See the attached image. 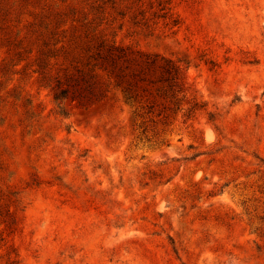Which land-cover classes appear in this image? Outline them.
<instances>
[{
  "label": "rangeland",
  "instance_id": "obj_1",
  "mask_svg": "<svg viewBox=\"0 0 264 264\" xmlns=\"http://www.w3.org/2000/svg\"><path fill=\"white\" fill-rule=\"evenodd\" d=\"M168 1L0 0V264H264V0Z\"/></svg>",
  "mask_w": 264,
  "mask_h": 264
},
{
  "label": "trees",
  "instance_id": "obj_2",
  "mask_svg": "<svg viewBox=\"0 0 264 264\" xmlns=\"http://www.w3.org/2000/svg\"><path fill=\"white\" fill-rule=\"evenodd\" d=\"M140 1L141 0H136V7L130 16V19L134 25L146 26L147 23L153 19H162L166 21L164 25L168 26L169 29L179 25V20L173 17L168 0H148L147 8H144L142 3L139 5ZM147 15L149 17H147ZM122 16H124V14H122ZM66 96L67 90L65 88H61L59 85H56L55 91L53 93L54 101H62L66 98Z\"/></svg>",
  "mask_w": 264,
  "mask_h": 264
}]
</instances>
